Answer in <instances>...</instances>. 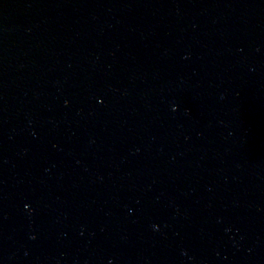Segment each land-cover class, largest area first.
Wrapping results in <instances>:
<instances>
[{"label": "water", "instance_id": "1", "mask_svg": "<svg viewBox=\"0 0 264 264\" xmlns=\"http://www.w3.org/2000/svg\"><path fill=\"white\" fill-rule=\"evenodd\" d=\"M0 264H264V0H0Z\"/></svg>", "mask_w": 264, "mask_h": 264}]
</instances>
